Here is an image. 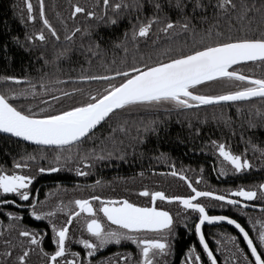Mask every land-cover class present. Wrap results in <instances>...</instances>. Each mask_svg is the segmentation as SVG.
Returning a JSON list of instances; mask_svg holds the SVG:
<instances>
[{
  "label": "trees",
  "instance_id": "1",
  "mask_svg": "<svg viewBox=\"0 0 264 264\" xmlns=\"http://www.w3.org/2000/svg\"><path fill=\"white\" fill-rule=\"evenodd\" d=\"M232 3L236 8L228 6L225 10L217 6L218 0H179V3L178 0H109L107 5L104 0H0V92H19L31 83L37 90L34 96L10 97V102L14 100L21 108L29 104L40 107L50 104L54 110L64 109L88 99L91 93H101L108 83L117 82L82 81L80 76L105 77L113 71L123 72L128 67L151 64L160 59L158 53L168 48L172 49L169 55L175 56L209 40L245 35L258 37L264 31L261 20L264 0H232ZM117 4L119 8L114 7ZM244 4L248 11L240 19ZM77 5L84 11L73 15ZM89 11L94 15L88 16ZM29 15L34 19H29ZM152 16L159 20L150 25L147 34L140 35L139 27ZM44 18L56 28L59 39L43 24ZM169 19L176 24L165 32L163 26ZM185 23L188 29H182ZM209 29L210 38L204 36ZM40 31L45 36L43 41L35 36ZM217 32L222 36L218 37ZM29 36L34 38L29 40ZM231 70L264 78V63L260 61L240 64ZM8 76L24 79L9 81ZM237 86H247V82L225 80L207 84L198 91L218 94L235 90ZM61 92L68 95L60 96ZM49 97L56 98L55 103L49 101ZM219 143H225L234 154L247 158L251 167L232 171L230 162L224 161L216 151ZM58 153L61 159L57 162ZM27 155L35 159L23 160ZM14 161L27 163L29 166L21 170L22 174L35 178L28 185L31 196L24 203H30L29 215L23 210V222L7 215L9 211L19 213L15 204H0V264H18L17 256L27 247L32 248L27 264H48L40 249L49 253L51 248L49 225L51 221L62 225L69 215V211H61L59 205L73 210L76 206L70 202L78 198L135 197L144 187L164 191L167 195L190 194L183 180L160 172L166 170L187 176L198 190L220 194L239 186L262 183L264 98L191 107L172 104L125 107L111 119L106 118L89 139L70 147L34 146L0 134V166L11 173ZM41 167L56 170L40 172ZM35 197L38 203L33 206ZM16 198L15 194L0 192V200ZM199 202L210 215H228L232 207L209 198H201ZM33 207L45 213L53 209L55 212L51 217L37 218L31 215ZM170 209L174 220L172 264H194L189 258L191 247L195 249L193 256L198 253L201 257L195 264H211L196 236L197 213L184 210L176 203L170 204ZM251 214L257 218L264 216L263 212ZM227 227L225 224L203 226L202 232L218 264H237V260L228 259L224 236ZM250 229L248 225L249 232ZM25 230H34L38 245L30 244V238L20 235ZM43 240L44 247L41 246ZM254 243L259 245L257 240ZM9 248L11 255L7 253ZM258 250L264 252V248L258 247ZM234 253L239 264H246L245 254L252 259L246 247L234 249ZM62 260L63 257L60 263Z\"/></svg>",
  "mask_w": 264,
  "mask_h": 264
},
{
  "label": "snow or ice",
  "instance_id": "2",
  "mask_svg": "<svg viewBox=\"0 0 264 264\" xmlns=\"http://www.w3.org/2000/svg\"><path fill=\"white\" fill-rule=\"evenodd\" d=\"M105 5L109 0H104ZM179 3V0H178ZM220 9L236 8L232 0H218ZM31 10V3L27 5ZM119 8L120 5H114ZM159 7V5H157ZM243 11L238 18L243 19L248 11L246 4L241 5ZM84 9L79 5L75 6L73 15L83 12ZM88 16H93L94 13L89 11ZM41 16L43 11L41 10ZM29 19H34L29 15ZM115 18H113L114 20ZM159 17L152 16L148 23L142 24L139 27V34L145 35L149 31L150 25L154 21H158ZM261 20L264 24V8L261 9ZM43 24L50 30L51 34L57 39L56 28L50 23L47 18L43 19ZM176 21L168 20L163 26V31L168 32L173 28ZM182 29H188L187 23L183 24ZM135 34V33H134ZM211 29L204 33V36L211 37ZM218 37L222 36L217 32ZM41 41L45 40L42 31L35 33ZM33 36L27 39H33ZM67 39V37H66ZM172 52L171 48L165 49L158 53L160 59L151 64H140L138 67H128L125 71H113L105 77H88L80 76V80L103 79L116 80V83H108L106 89L101 93H91L88 99L69 105L64 109L54 110L50 104H45L44 107L38 105H26L25 108L18 107L14 100L10 102V97L19 98L21 96L35 95L37 90L31 83L28 86L17 92L9 91L8 93L0 92V131L14 135L15 137L24 138L28 141L37 142L41 145L49 146H71L73 143H80L82 140L89 139L96 128L106 118L111 119L116 112L123 110L125 107H133L139 105L146 106H161L164 104H172L176 107H191L193 105L209 104L220 101H237L255 96L264 98V78H257L254 75H242L240 71L230 70L232 66H236L239 62L257 61L264 63V31L257 37H228L224 39L209 40L206 44L198 45L189 49L187 52L180 51L175 56L169 55ZM22 77L8 76L6 80L19 82ZM225 80H239L247 82V86H237L235 90H225L218 94H202L198 89L203 88L207 84H215ZM42 91H46L42 89ZM75 92L76 89H72ZM60 96H66L67 93L61 92ZM49 101L55 103L56 98L49 97ZM35 108V111L32 109ZM214 144L216 142H213ZM219 156L223 157L224 161L230 162L232 171L240 172L245 168L251 167L250 161L241 155L234 154L230 151L225 143H219L216 147ZM25 161L34 160L35 157L27 155L22 157ZM61 159L58 153L56 156L57 162ZM85 163H88L86 158ZM27 163H16L14 161V170L9 173L0 166V192L4 194H15L22 200H28L31 196L28 185L35 178L31 175L22 174L21 170L27 168ZM57 163V167H59ZM56 169L52 167H41L40 172H51ZM83 175V173H81ZM182 175V173H175ZM188 180L187 176H184ZM199 179V177H197ZM189 186H191V181ZM259 190V191H258ZM234 194L243 198H253L259 195L261 200H264V183L257 186H239L231 190ZM193 195H167L164 191H150L147 187L140 189V194L150 197V205H141L124 197H88L85 199H76L73 210H69L63 205H59L61 211H69L67 222L62 225L52 223L53 240L55 249L51 253L41 252L48 257V264H60L61 258L66 251V239L69 232V225L72 224V218L89 213L96 215V209L93 208L91 201H100V211L103 217L110 224L105 228L100 218L86 219L87 230L95 238L97 243H93L92 239H81L89 254L96 250L97 247L103 248L107 243L115 241L119 243L122 239L130 240L139 245L145 257L149 256L150 249L154 250L155 254H165L170 251L171 245L165 238L172 232L174 220L172 214L164 208L157 207L155 202L157 198L164 201H178L193 211H198L199 219L195 223L194 228L199 236V243L207 252L211 260V264H217L216 257L206 242L205 236L201 231V225L205 221H228L235 225L243 234V239L247 241V247L251 250L250 256L254 259H248L245 254L246 264H264V252L258 250V247L264 248V226L259 230V245L254 243L249 232L236 219L228 215H210L203 203L194 202L196 197H213L222 202H229L232 205L243 204L244 201L233 199L227 193L220 194L215 191H200L192 188ZM11 203L16 204L15 199L10 201L0 200V204ZM38 203L33 199L32 204L35 206ZM264 211V204L259 205ZM55 212L37 211L32 208L31 215L37 218L51 217ZM7 215L11 218H18L19 213L9 211ZM142 232H159L162 235L160 238H141ZM23 237L30 238V244H39V238L34 230H25L20 233ZM235 239V237H232ZM32 251L31 247L22 248L17 256L18 264H27L28 254ZM189 258L195 262L200 261L201 257L195 252L194 247L189 248ZM241 252L243 250L241 249ZM8 255L12 254V249L7 250ZM73 255H79L73 253ZM72 264H75L73 261ZM143 264H152V261L145 259ZM237 264L239 262L237 261Z\"/></svg>",
  "mask_w": 264,
  "mask_h": 264
},
{
  "label": "flooded vegetation",
  "instance_id": "3",
  "mask_svg": "<svg viewBox=\"0 0 264 264\" xmlns=\"http://www.w3.org/2000/svg\"><path fill=\"white\" fill-rule=\"evenodd\" d=\"M167 171H169V170L160 171V172L165 173ZM165 174H167V173H165ZM175 177H177V176H175ZM177 178H179V177H177ZM262 183H264V180L262 181ZM189 191H190V189H189ZM205 191H207V190H205ZM191 194L192 193L190 191V194H188V195H191ZM227 194L230 195L233 199L242 200L244 202H247V203H250L253 205L259 206V205L264 204V200H261L260 197L258 199L257 196L253 197V198H243V197H239L237 194H234L232 191H230ZM91 197H97V196H91ZM86 198H88V197H86ZM202 198H206V197H202ZM127 199H129L130 201L135 202V203H140L141 205H150L151 204L150 197L143 196L140 193L135 197L130 196ZM199 199H201V198H199ZM199 199L197 200V202H199ZM209 199H211V198H209ZM10 200H13V199H9L8 201H10ZM35 200H37V197H35ZM212 200H214V199H212ZM16 201H17V203H19V204H15L17 209H18L17 211L19 213H21L18 218L20 219V222H23V215H22L23 210L28 211V215H29V210L27 209V207L30 206V203H24V200H22L18 196L16 198ZM214 201H217V200H214ZM91 202L93 203V208L96 209V215L93 216L92 214H89V213H83L82 215H79L77 217L72 218L73 222H72V224L69 225V232H68V236L66 239V248L69 249V251H66V253L63 256V260L60 264H72L73 261L75 262V264H143L145 259L152 261V264H172L173 253L171 251L173 248L172 247L173 241L171 239V233L165 237L168 240L169 244L171 245V249L169 252L162 254V255L161 254H155L154 250L150 249L149 256L145 257L143 255L142 249L139 245H137L133 241L126 240V239H122L119 243H117L115 241H111V242L107 243L103 248L97 247L95 251H93L91 254H89L88 249L85 248V246L82 243H80V240L81 239H92L93 243H97V241L91 235V233L88 232L87 226H86V219L100 218L102 220L105 228H107L108 225L110 224V222H108L106 220V218L103 217V214L100 211V201L96 200V201H91ZM218 202H221V201H218ZM172 203H176V202L168 203V202H164L161 199H157L155 202V205L157 207L164 208L165 210L169 211L172 214L173 210L170 209V204H172ZM221 203L228 204V205L232 206L229 209L228 216L236 219L241 225H243L245 227L246 230L248 228V225H250V227H252V229H250L251 231L249 232L247 230L249 232V235L253 238V240H257L259 242V240H258L259 230L261 229L262 226H264V216L261 218H257L254 215H252L251 213L252 212H263L264 213V211H262V210H249V209L239 207L237 205H232L230 203H225V202H221ZM176 204L179 205L178 203H176ZM179 207H181V206L179 205ZM184 210H186V209H184ZM190 211H193V210H190ZM194 212H196V211H194ZM197 215H198V213H197ZM75 218H76V220H74ZM66 222H67V220H66ZM52 223H54V222L51 221L49 228H48V231L50 234L49 235V244L51 246V248L49 249V253H51L55 249V242L53 240V232H52V227H51ZM227 226L228 227H227L226 231L229 232V234H227L228 238L226 240V242L228 243L227 244V253H228V257H229L228 259L231 262H235L236 260L238 261L239 259H236L237 257L234 253V249L235 250L239 249L242 246L244 248V247H246V245H245L243 238L236 232V230L233 229V227L230 225H227ZM34 230L39 231V229H37V228H34ZM174 232L176 233V231H174ZM140 235H141L142 239H144V238L151 239V238H160V236L162 234L159 232H142ZM232 237H235V239H232ZM44 240L42 241V244H41L42 247H44V243H45ZM235 245L238 247H236ZM73 253H78L79 255L74 256ZM46 258L48 259V257H46ZM61 258H58V259L60 260Z\"/></svg>",
  "mask_w": 264,
  "mask_h": 264
},
{
  "label": "water",
  "instance_id": "4",
  "mask_svg": "<svg viewBox=\"0 0 264 264\" xmlns=\"http://www.w3.org/2000/svg\"><path fill=\"white\" fill-rule=\"evenodd\" d=\"M257 61H259V60H257ZM251 62H255V61H245V62H239V64L238 65H240V64H246V63H251ZM237 66V65H236ZM233 67H235V66H232V68ZM231 68V69H232ZM230 69V70H231ZM243 75V74H242ZM255 98H261L260 96H255V97H251V98H247V99H241V100H237V101H220V102H212V103H209V104H202V105H215V104H221V103H231V102H241V101H245V100H249V99H255ZM106 120V119H105ZM103 122V121H102ZM101 122V123H102ZM100 123V124H101ZM99 124V125H100ZM99 125H97L96 126V128L99 126ZM95 128V129H96ZM0 134L1 135H5V136H9V137H12V138H14V139H17V140H19V141H21V142H24V143H27V144H30V145H34V146H40V147H61V146H49V145H41V144H37V142H34V141H28V140H26V139H24V138H20V137H15L14 135H11V134H7V133H4V132H2V131H0ZM74 144V143H73ZM63 147H65V146H63ZM173 174L174 175H176L174 172H173ZM177 177H179L180 179H182L185 183H186V185L188 186V188L190 189V191H191V195H193V196H195V193L194 192H192V188H194L193 186H192V184H191V186H189V180H185L184 179V176L183 175H176ZM200 191H205V190H200ZM199 198H202V197H196L195 198V201L194 202H197V200L199 199ZM206 198H211V199H214V200H217V201H219L218 199H216V198H213V197H206ZM157 199H160V198H157ZM162 200V199H161ZM164 201V200H163ZM164 202H168V203H171V202H176V203H178L182 208H184V209H186V210H192V209H189V208H187L185 205H183V204H181L180 202H178V201H171V202H169V201H164ZM222 202V201H221ZM225 203H229V202H225ZM237 206H239V207H242V208H245V209H249V210H261V207H259L258 205H253V204H250V203H247V202H244L243 204H239V205H237ZM197 213H198V211H196ZM215 215H223V214H215ZM198 219H199V214H198ZM197 222H198V220H197ZM220 224H225V225H230V226H232L233 227V229H235L236 230V232L243 238V234L242 233H240V231H239V229H237L236 227H235V225H232V224H230V222H228V221H205L202 225H201V231H202V227L203 226H210V227H212V226H218V225H220ZM196 236H197V239H198V242H199V236H198V234H196ZM244 240V239H243ZM207 242V241H206ZM244 242H245V245H246V247H247V241H245L244 240ZM200 244V243H199ZM200 246H201V248L203 249V246L200 244ZM247 249H248V251H249V253H250V249L247 247ZM203 251L205 252V254H206V256L208 257V255H207V252L203 249ZM214 255V254H213ZM253 258V257H252ZM208 259H209V261L211 262V260H210V258L208 257ZM254 259V258H253ZM218 264V263H217Z\"/></svg>",
  "mask_w": 264,
  "mask_h": 264
},
{
  "label": "bare ground",
  "instance_id": "5",
  "mask_svg": "<svg viewBox=\"0 0 264 264\" xmlns=\"http://www.w3.org/2000/svg\"><path fill=\"white\" fill-rule=\"evenodd\" d=\"M173 172H174V173H177V172L174 171V170H169V171H167V172H165V173H167V174H169V175H172V176H176V175L173 174ZM223 215H225V214H223ZM227 234H229V232L226 231V233L224 234V236H225V240H227V238H228V235H227ZM227 244H228V243L226 242V248H227ZM209 248H210V247H209ZM204 253H205V252H204ZM213 254H214V253H213ZM210 263H211V262H210Z\"/></svg>",
  "mask_w": 264,
  "mask_h": 264
}]
</instances>
